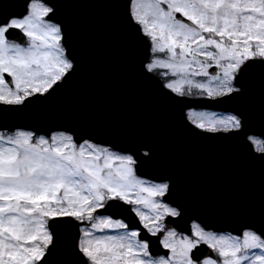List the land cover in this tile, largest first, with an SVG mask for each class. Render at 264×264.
Returning <instances> with one entry per match:
<instances>
[{"label":"snow or ice","instance_id":"1","mask_svg":"<svg viewBox=\"0 0 264 264\" xmlns=\"http://www.w3.org/2000/svg\"><path fill=\"white\" fill-rule=\"evenodd\" d=\"M84 9L116 14L130 64L144 48L136 78L188 135L264 124V0H0V264H264V132L244 145L258 205L224 228L177 196L151 137L44 118L80 75Z\"/></svg>","mask_w":264,"mask_h":264},{"label":"water","instance_id":"2","mask_svg":"<svg viewBox=\"0 0 264 264\" xmlns=\"http://www.w3.org/2000/svg\"><path fill=\"white\" fill-rule=\"evenodd\" d=\"M73 25L81 72L44 118L84 124L96 130L99 140L116 139V130L151 137L159 152L157 166L178 177L177 196L220 220L221 227H234V209H250L259 202L261 170L246 161L244 145L248 134L264 132V124L250 120L244 135L230 139L200 140L188 135L176 123L179 111L155 96L157 84L146 86L136 78L144 48L137 51L136 65L130 64L113 11L81 10ZM231 107L212 105L210 109L227 112Z\"/></svg>","mask_w":264,"mask_h":264},{"label":"flooded vegetation","instance_id":"3","mask_svg":"<svg viewBox=\"0 0 264 264\" xmlns=\"http://www.w3.org/2000/svg\"><path fill=\"white\" fill-rule=\"evenodd\" d=\"M240 152V151H239ZM224 153H226V151H224ZM241 153V152H240Z\"/></svg>","mask_w":264,"mask_h":264},{"label":"rangeland","instance_id":"4","mask_svg":"<svg viewBox=\"0 0 264 264\" xmlns=\"http://www.w3.org/2000/svg\"><path fill=\"white\" fill-rule=\"evenodd\" d=\"M222 114V113H221Z\"/></svg>","mask_w":264,"mask_h":264}]
</instances>
